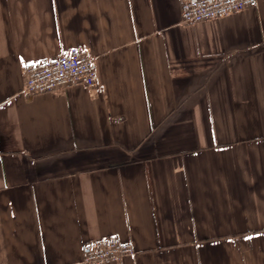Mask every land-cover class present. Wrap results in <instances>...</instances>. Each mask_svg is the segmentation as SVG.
<instances>
[{"label": "crops", "instance_id": "1", "mask_svg": "<svg viewBox=\"0 0 264 264\" xmlns=\"http://www.w3.org/2000/svg\"><path fill=\"white\" fill-rule=\"evenodd\" d=\"M182 0H0V264H264V0L185 24ZM90 49L98 88L23 91Z\"/></svg>", "mask_w": 264, "mask_h": 264}, {"label": "built area", "instance_id": "2", "mask_svg": "<svg viewBox=\"0 0 264 264\" xmlns=\"http://www.w3.org/2000/svg\"><path fill=\"white\" fill-rule=\"evenodd\" d=\"M258 0H182L181 17L185 24L218 19L257 6ZM23 91L30 95L54 93L66 86L98 88L101 75L90 49L73 46L45 61L24 64ZM136 254L130 241L115 235L87 241L83 246L85 264H119Z\"/></svg>", "mask_w": 264, "mask_h": 264}]
</instances>
